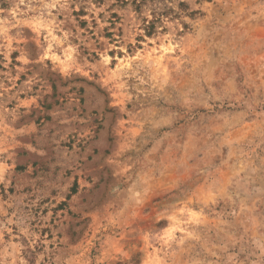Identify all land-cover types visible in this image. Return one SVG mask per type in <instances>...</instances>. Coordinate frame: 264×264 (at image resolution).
Here are the masks:
<instances>
[{
  "label": "rangeland",
  "instance_id": "1",
  "mask_svg": "<svg viewBox=\"0 0 264 264\" xmlns=\"http://www.w3.org/2000/svg\"><path fill=\"white\" fill-rule=\"evenodd\" d=\"M183 1L0 0V264H264V0Z\"/></svg>",
  "mask_w": 264,
  "mask_h": 264
},
{
  "label": "trees",
  "instance_id": "2",
  "mask_svg": "<svg viewBox=\"0 0 264 264\" xmlns=\"http://www.w3.org/2000/svg\"><path fill=\"white\" fill-rule=\"evenodd\" d=\"M135 8L138 11H142L144 6H150L152 19H146L147 22L145 29L148 35H152L163 19L169 16H179L182 13L192 14L195 11H189V5L187 2L180 0L177 4L173 0H133Z\"/></svg>",
  "mask_w": 264,
  "mask_h": 264
}]
</instances>
